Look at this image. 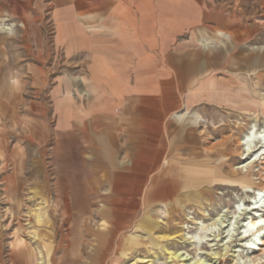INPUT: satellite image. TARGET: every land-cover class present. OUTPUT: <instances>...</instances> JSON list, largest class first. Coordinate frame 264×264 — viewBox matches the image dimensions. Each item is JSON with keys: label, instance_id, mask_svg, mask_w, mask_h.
<instances>
[{"label": "rangeland", "instance_id": "1", "mask_svg": "<svg viewBox=\"0 0 264 264\" xmlns=\"http://www.w3.org/2000/svg\"><path fill=\"white\" fill-rule=\"evenodd\" d=\"M53 7L0 0V264H168L170 250L220 264L185 236L197 221L264 215V155L232 172L246 163L239 140L264 127V0H208L210 23L182 35V60L194 62L182 65V95L124 98L112 128L93 122L73 136L56 134L53 92L86 81L73 80L81 69L55 44ZM218 30L230 36L205 39ZM160 177L177 192L149 211L146 190ZM261 248L230 245L223 262L264 264Z\"/></svg>", "mask_w": 264, "mask_h": 264}, {"label": "crops", "instance_id": "2", "mask_svg": "<svg viewBox=\"0 0 264 264\" xmlns=\"http://www.w3.org/2000/svg\"><path fill=\"white\" fill-rule=\"evenodd\" d=\"M207 1L53 0L55 44L81 69L73 80L86 81L53 92L57 136L93 122L112 128L129 106L124 98L181 96L182 65L194 63L182 60V35L210 23Z\"/></svg>", "mask_w": 264, "mask_h": 264}, {"label": "bare ground", "instance_id": "3", "mask_svg": "<svg viewBox=\"0 0 264 264\" xmlns=\"http://www.w3.org/2000/svg\"><path fill=\"white\" fill-rule=\"evenodd\" d=\"M227 35H229L227 32L225 31L221 32V30H218L217 34H215L214 36L207 34L206 35L207 37L205 39H215V38L227 39L228 37ZM204 46H206L205 43ZM203 132H204V128L201 129V133ZM230 139H232V137ZM230 142L231 140H227L226 142H224V144H221L223 146L225 145L224 146L225 148L223 152L216 155L217 157H220L228 153V151L230 150ZM238 145H237L238 149L236 153L239 155L241 154V156L245 158L246 163L245 164L243 163L238 167H233L232 169L233 173H237L239 170H241L242 172L248 171V169L255 164L257 159L259 158L260 160L261 156L264 155V127H258L257 125L251 126L249 131H247V134L243 137V139L239 140ZM243 146H247V148L246 149L244 148L245 150L241 152L242 149L241 147ZM246 153L247 156L245 155ZM201 165L202 163L195 164V166H197V169H195L194 172L198 173V179L203 175V172L206 169ZM259 191L261 198L259 202H261L263 201L264 198V189H259ZM176 192L177 189L171 180H168L167 178H163V177L157 178L152 182V184L146 190V195L144 199L145 204L150 208L149 211H153V207L154 205L157 204V202H161V203L163 202L168 205L169 202L168 201L164 202V201L170 199L173 200ZM137 202L138 201L136 199H132L129 205L133 207L136 205ZM123 207L125 208L126 205L114 204L113 206H111L110 209L112 208L118 209ZM256 207L257 206L253 207V209ZM259 210L260 209H258L257 211ZM243 214L248 215L252 213L250 212V209H246V211L244 212H240V213L236 212L235 217H228V216L224 218L222 217L221 219L216 220L214 223H205L204 221H197L196 224L198 225V229H199L197 230L198 232L193 237L185 236L186 238L185 241L187 243L189 242L196 244L198 249L201 248L203 242H206L205 244L202 245V248L206 247L207 249H210L211 251L214 252L211 253L204 252L203 254H205L209 258H213V259L217 258V261L219 260L220 264H224L223 256H225L229 251L230 245L239 246V249H237L238 251H245L247 249H255V247L258 246L260 243L264 244V237H262L264 231V215L259 214V212L253 213L252 216L245 218V220L247 221L246 223H244V219L241 220V215ZM117 223L119 224V222ZM170 228H172V225L170 226ZM226 228H228L227 231H225ZM111 229L113 228H110L109 231H111ZM114 231L116 234L117 230L115 229ZM209 231L211 232L209 233ZM151 234H153L152 231ZM180 235L182 236V233H180ZM176 237H178V235L175 234L164 238L165 240L170 241V240H175ZM226 237H227V241L224 240ZM219 247H223V248H221V250L219 249L220 251H217ZM261 250L263 251L262 248ZM168 253H169L168 264H207L205 263V260L202 257L195 258L193 261H191L193 257H190V254H186V252H182V250H170L168 251ZM137 261L142 263L153 264V262L151 263L152 259L146 257H138ZM249 264H261V262L259 260H255Z\"/></svg>", "mask_w": 264, "mask_h": 264}]
</instances>
